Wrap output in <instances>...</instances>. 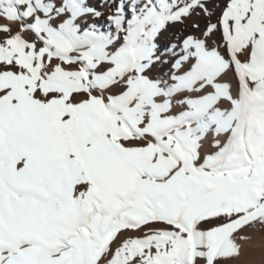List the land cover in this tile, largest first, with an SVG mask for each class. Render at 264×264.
Instances as JSON below:
<instances>
[{
  "label": "snow or ice",
  "instance_id": "1",
  "mask_svg": "<svg viewBox=\"0 0 264 264\" xmlns=\"http://www.w3.org/2000/svg\"><path fill=\"white\" fill-rule=\"evenodd\" d=\"M264 238V0H0V264H231Z\"/></svg>",
  "mask_w": 264,
  "mask_h": 264
},
{
  "label": "bare ground",
  "instance_id": "2",
  "mask_svg": "<svg viewBox=\"0 0 264 264\" xmlns=\"http://www.w3.org/2000/svg\"><path fill=\"white\" fill-rule=\"evenodd\" d=\"M254 239L246 243L241 256L231 264H264V238L261 234L253 233Z\"/></svg>",
  "mask_w": 264,
  "mask_h": 264
}]
</instances>
